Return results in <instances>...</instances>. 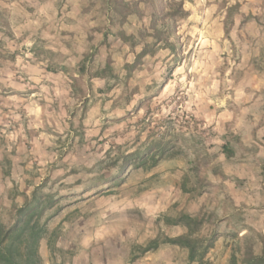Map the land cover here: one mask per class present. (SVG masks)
<instances>
[{
	"label": "rangeland",
	"instance_id": "rangeland-1",
	"mask_svg": "<svg viewBox=\"0 0 264 264\" xmlns=\"http://www.w3.org/2000/svg\"><path fill=\"white\" fill-rule=\"evenodd\" d=\"M123 1L124 21L109 0H0V220L43 184L60 197L45 264H133L151 239L188 232L166 221L182 212L216 235L212 264L244 239L259 253L264 0ZM155 28L169 42L138 59ZM157 140L171 149L156 166L124 165ZM167 254L187 264L185 249Z\"/></svg>",
	"mask_w": 264,
	"mask_h": 264
},
{
	"label": "trees",
	"instance_id": "trees-1",
	"mask_svg": "<svg viewBox=\"0 0 264 264\" xmlns=\"http://www.w3.org/2000/svg\"><path fill=\"white\" fill-rule=\"evenodd\" d=\"M109 3L121 21L134 13L123 0H109ZM177 9L180 15L187 14L182 2L178 3ZM175 14V12H171L166 16L172 17ZM150 35L153 42L145 43L142 50L137 54L138 59H142L146 55H154L160 42H169L168 37H163V32L156 28ZM84 71L85 69L81 70L80 68V72ZM170 144L171 141H154L144 151L136 150L124 155L123 163L124 165L152 168L161 159L168 156L171 149ZM223 149L226 153H231L227 144L223 145ZM193 178L195 180L194 187L188 189L186 182L190 180V176L186 175L183 184L184 190H197L204 182L199 172H196ZM59 201L60 197H57L56 194L45 193L43 184H41L33 190L31 195L26 197L22 205L13 208L11 223L6 224L0 220V264H45L40 253V245L41 241L50 234V247L54 248L53 244L57 232L50 233L48 223L60 211V207L52 211ZM166 221L170 225L185 226L188 232L178 236H157L143 247L142 253L156 251L162 245H174L187 251V264H212L208 254L215 246L216 235L200 234L204 224L203 219L182 212L175 218L168 217ZM260 238L262 249L259 253L255 251L254 246L248 239H244L238 251L233 250L230 264H264V234ZM238 254H240V257Z\"/></svg>",
	"mask_w": 264,
	"mask_h": 264
},
{
	"label": "crops",
	"instance_id": "crops-1",
	"mask_svg": "<svg viewBox=\"0 0 264 264\" xmlns=\"http://www.w3.org/2000/svg\"><path fill=\"white\" fill-rule=\"evenodd\" d=\"M177 248V249H176ZM179 249H182L178 246L174 245H162L159 249L156 250V252H159V257L154 256H147V253H145V256L142 258H139L136 262L133 264H185L184 258H181L180 260L177 257L171 256L170 254L173 251H178ZM183 250V249H182ZM151 252V251H150ZM83 252L79 253L78 255L74 256L72 259V264H89L88 257L86 258L85 254ZM69 264V263H67ZM130 264V263H128Z\"/></svg>",
	"mask_w": 264,
	"mask_h": 264
}]
</instances>
